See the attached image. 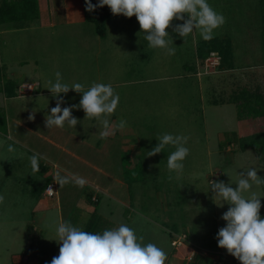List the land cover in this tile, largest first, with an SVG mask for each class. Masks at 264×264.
<instances>
[{"label":"rangeland","instance_id":"1","mask_svg":"<svg viewBox=\"0 0 264 264\" xmlns=\"http://www.w3.org/2000/svg\"><path fill=\"white\" fill-rule=\"evenodd\" d=\"M207 2L226 18L213 37L230 42L233 53L230 68L209 75L196 74L195 50L203 39L200 31L182 39L173 31L182 23L178 20L167 29L176 47L174 55L148 47L136 17L112 13L104 38L86 21L56 24L38 33L40 41L34 39L35 33H24L28 42L25 52L31 53L35 43L41 42L35 47L42 60L35 72L42 75L45 84L55 83L56 72L61 73L63 83H82L85 89L93 82L111 83L120 100L108 118L113 125L121 120L126 125L123 129L113 126L110 134L102 137L99 118L85 119L82 109L74 110L72 115L81 123L76 128L67 124L57 127V145H46L41 137L23 128L44 132L42 122L29 120L20 107L28 103L37 86L32 84L27 90L21 83L11 100L5 98L0 85V115L8 129L0 135V195L5 197L0 204V264H51L59 255L60 246L55 241L58 226L68 219L69 211L74 205L82 207L75 222L81 229L92 213L83 191L97 194V213L114 223V228L126 224L138 237L143 236L142 244L162 248L167 253L165 264L186 263L196 252L204 257L202 264H236L233 256L218 247V230L226 226L221 217L229 205L221 198L213 201L209 181L235 187L242 172L255 168L257 175H262L260 153L242 151L238 143L224 145L234 139L232 133L244 137L260 130L256 122L238 118L232 101V93L243 88L257 89L264 95L260 0ZM23 72L33 74L28 81L33 79L35 73L29 66ZM53 95L41 96L45 115L56 106ZM61 96L65 100L62 107H69L78 105L82 94L69 91ZM222 100L227 103L214 105ZM163 133L190 138L185 145L190 154L179 177L167 167L174 146L167 145L160 154L146 157ZM26 137L29 144L23 142ZM34 152L43 156L39 171H33L30 164ZM131 172L137 181L129 189L126 175ZM68 173L85 177L88 183L60 186L59 176ZM47 178L56 184V197L39 193ZM253 194L262 201L260 184L253 183V189L243 193L245 197ZM181 234L185 242L172 246L174 237Z\"/></svg>","mask_w":264,"mask_h":264},{"label":"clouds","instance_id":"2","mask_svg":"<svg viewBox=\"0 0 264 264\" xmlns=\"http://www.w3.org/2000/svg\"><path fill=\"white\" fill-rule=\"evenodd\" d=\"M84 2L85 10L90 13L107 6L113 16L136 17L141 32L145 33L144 39L148 42V47L165 49L168 55H174L176 49L167 31L173 20L182 21L173 28L182 39L199 30L206 41L211 40L214 31L226 23L225 16L215 11L207 0H97L96 4L92 0ZM55 76L56 81H49L48 90L54 94L56 106L51 108L50 115L45 116L47 129L63 128L65 124L76 128L81 122L72 112L80 109L84 111L85 119L99 118L102 137H107L113 126L119 129L125 127L126 121L121 120L113 125L108 118L115 112L120 100L111 83L93 82L85 89L82 83H63L60 72H56ZM69 91L82 94L79 104L62 107L65 100L61 94L67 95ZM34 116L33 111L29 120H33ZM189 139L186 135L163 133L157 137V145L146 152V157L160 154L167 145L174 146L175 151L167 157V167L179 177L184 169L183 161L190 154V149L185 146ZM41 159L43 156L36 152L29 157L33 171H39ZM257 173L255 168L240 173L235 187L231 183L209 181L213 201L221 198L223 204L229 205L221 217L226 226L218 230V247L225 249L240 264H264L261 198L254 194L250 197L243 195L253 189V183L264 184V179ZM68 183L82 187L88 181L75 173L59 176L60 186ZM47 191L53 192L52 187L49 186ZM4 200L5 197L0 195V204ZM57 236L58 240L55 241L60 246L59 255L52 258L51 264H165L167 259V253L162 248L154 243L142 244L143 236L138 237L132 228L123 223L116 228L93 232L82 230L70 222H62L58 226Z\"/></svg>","mask_w":264,"mask_h":264},{"label":"crops","instance_id":"3","mask_svg":"<svg viewBox=\"0 0 264 264\" xmlns=\"http://www.w3.org/2000/svg\"><path fill=\"white\" fill-rule=\"evenodd\" d=\"M20 0H0V7L6 13L0 16V85L1 92L4 94L5 98L13 100L16 94L17 87L21 83L34 84L36 87V92L33 96H30V100L21 103L20 106L25 109L24 116L31 115L33 111L35 112L34 123L38 121L42 122L44 132H35L30 129V127H23L28 132H33L46 142V145H57L54 141L57 139V133L54 131L57 127H52L46 129L45 126V114H47L45 108H42L41 96L44 93L51 94V92L46 89L50 87L42 80V75H37L35 72L38 65L41 63L40 55L38 56L36 48L41 46V42H36L35 47L32 48V52H25L27 46V41L23 39L24 33L31 32L35 33L38 40V33L45 32L46 29H53L56 24L62 23L69 25H79L85 23L84 10H83V0H37L38 7V17L34 19L21 20L19 18H14L9 12L8 5L14 8L17 2ZM42 40V37H40ZM33 39V40H34ZM46 40V39H44ZM43 40V41H44ZM46 57L48 56L47 49L45 50ZM30 67L33 71L34 77L31 81H28L27 77L31 74L26 75L23 70L25 67ZM33 75V74H32ZM36 79V80H35ZM15 104H17L15 102ZM44 109V110H43ZM36 117V118H35ZM31 122V121H30ZM38 129L39 126H36ZM45 127V129H44ZM8 129L6 130L7 133ZM0 135H4L0 133ZM54 137V138H53ZM23 142L28 143V139L23 138ZM24 145V144H23ZM25 148H27L24 145ZM28 149V148H27ZM42 151V150H40ZM82 209V207H80ZM93 209V207H92Z\"/></svg>","mask_w":264,"mask_h":264},{"label":"trees","instance_id":"4","mask_svg":"<svg viewBox=\"0 0 264 264\" xmlns=\"http://www.w3.org/2000/svg\"><path fill=\"white\" fill-rule=\"evenodd\" d=\"M92 3L96 4L97 0H92ZM7 7H9L8 8L9 12L14 16V18H19L21 20H26V19L32 20L38 17L37 0H20L19 2H17L16 6H13L14 8H12L9 5ZM83 10H84L85 21L93 23L96 35L99 36L100 38H104L106 36V25L111 17L110 9L107 6H105L104 8H97L96 11L90 13L85 10V2L83 0ZM260 10H261L260 11L261 20H262V35L260 41L264 56V0H260ZM4 11L5 10L2 7H0V16L6 14V13H2ZM231 47L232 46L230 42H226L223 39L218 38L217 36L207 41L202 39L197 44L195 50L197 61L202 62L210 52L214 51L217 52L218 55L221 57V64L218 67V70L224 69L226 66L230 68L232 64L231 61L233 58ZM232 98H233L232 101L233 103H235V106L237 108L236 111L238 113L237 114L238 118L247 119L250 122H256V124H258V126L260 127V130L252 131L250 134L244 137H238L236 133H232L234 139L230 140L228 143H225L224 145H232L238 143L239 148L242 151H245L246 149H251L254 152L260 153L261 156L260 165L262 168V175L260 178L264 179V95L260 94V92L257 89L251 91L246 88H243L238 92L234 91L232 93ZM225 103L227 102L223 100L220 102L215 101L214 105H218V104L223 105ZM6 130L7 129L5 125V118L4 116L2 117L0 115V133L5 134ZM129 174L130 176L129 175L126 176L128 177V184H129L128 188L130 189V186L135 181H137V179H133V177H135L133 175V172ZM49 182L50 179L47 178L45 185L39 189V193L44 192V189ZM260 186L263 192L260 216L261 218H264V184H260ZM81 195L83 196L84 202L87 205L93 207L92 213L82 230L102 232L105 229L114 228V223L104 219L97 213L98 212L97 205L99 202V197L97 196V194H94L93 192L86 193L85 191H83ZM80 211H82V209L74 205V207L68 213L69 216L68 219L63 222H70L75 226L76 224L75 222L79 220ZM203 259L204 257L200 253L196 252L191 256V259L188 262L186 261V263L184 262L182 264H202ZM234 262L236 264H240V262L236 258H234ZM209 264H221V263H219L218 261H213Z\"/></svg>","mask_w":264,"mask_h":264},{"label":"built area","instance_id":"5","mask_svg":"<svg viewBox=\"0 0 264 264\" xmlns=\"http://www.w3.org/2000/svg\"><path fill=\"white\" fill-rule=\"evenodd\" d=\"M220 64H221V57L218 55L217 52L212 51L206 56V58L202 62L199 61L197 62L196 74L198 76H202V75H209L215 73L218 70ZM23 86L27 90H31L33 85L30 83H24ZM49 186L52 187L53 192L47 191ZM43 194L49 198L56 197L57 195L56 184L53 181H50L46 185ZM183 242H185V235L181 234L174 237L171 244L174 247H178L182 245ZM191 256L189 257V260L191 259Z\"/></svg>","mask_w":264,"mask_h":264}]
</instances>
